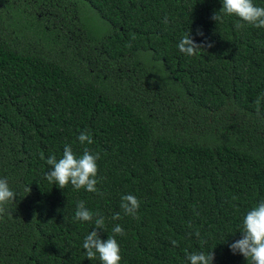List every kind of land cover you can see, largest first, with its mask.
Returning <instances> with one entry per match:
<instances>
[{"label":"trees","instance_id":"1","mask_svg":"<svg viewBox=\"0 0 264 264\" xmlns=\"http://www.w3.org/2000/svg\"><path fill=\"white\" fill-rule=\"evenodd\" d=\"M222 7L0 0V178L16 193L0 215V264H101L83 241L92 230L107 240L117 224L120 264H190L185 250L248 264L229 245L264 201V99L259 113L255 104L264 97V28L212 20ZM190 32L205 46L192 57L177 47ZM84 131L91 145L80 144ZM65 145L77 157L84 147L100 154L103 195L47 181L46 160ZM127 194L140 202L139 219L120 207ZM81 200L92 222L74 220ZM96 213L106 231L94 229Z\"/></svg>","mask_w":264,"mask_h":264},{"label":"clouds","instance_id":"2","mask_svg":"<svg viewBox=\"0 0 264 264\" xmlns=\"http://www.w3.org/2000/svg\"><path fill=\"white\" fill-rule=\"evenodd\" d=\"M223 7L218 13H215L211 19L222 23L224 17L235 16L238 21L235 24L237 30L244 27L245 24L253 26L257 29L264 28V6H257L254 0H222ZM165 24L169 23L168 17L163 19ZM197 35L204 36L202 30H197ZM211 47V44L207 45ZM178 49L185 56L192 57L197 54V51L204 48V44H198L191 35V32L184 35L178 45ZM264 97L257 98L255 101L256 111L259 113L261 100ZM81 145H91L94 141L89 132L84 131L78 136ZM43 159V155L41 156ZM100 154H93L88 147H84L83 154L77 157L70 145H65L62 157L58 160L55 155L47 158L46 163L50 166V171L45 178L49 183H53L60 189H65L69 184L75 190L84 189L88 192L98 193L97 184L98 164ZM103 179V178H100ZM31 191V189H30ZM16 193L10 188L6 179L0 178V215L6 211V206L15 201ZM235 199V197H234ZM121 209L125 215L131 216L134 219H139L138 210L140 207L139 200L131 194L124 195L121 198ZM195 211V209H194ZM94 214L86 206L83 200L77 203V208L74 215V220L82 222H92ZM113 220L121 219L119 213L112 217ZM191 227V224H189ZM104 229L105 218L100 214H95V228ZM113 235H109L107 240L100 238L98 231L92 230L83 241V248L86 250V257L89 260L99 258L101 264H120L122 260L120 245L115 238L117 235H125L124 229L120 225H115ZM240 232L242 238L230 244V250L233 254L239 253L243 255L248 264H264V201L259 202L254 207L246 212L243 217ZM200 237V232L195 233ZM206 241L201 240L203 245ZM171 244L178 246L177 240H171ZM187 260L190 264H213L215 259L214 252H192L187 253Z\"/></svg>","mask_w":264,"mask_h":264}]
</instances>
